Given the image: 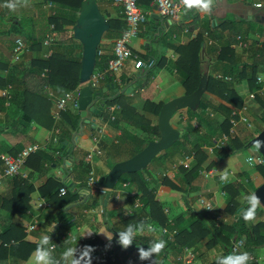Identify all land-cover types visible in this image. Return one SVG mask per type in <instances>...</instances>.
Returning a JSON list of instances; mask_svg holds the SVG:
<instances>
[{
  "label": "crops",
  "instance_id": "0c3cea01",
  "mask_svg": "<svg viewBox=\"0 0 264 264\" xmlns=\"http://www.w3.org/2000/svg\"><path fill=\"white\" fill-rule=\"evenodd\" d=\"M29 1H31V4H34L33 6L43 2V0H27L26 3H22L27 5L30 4L28 3ZM46 3L48 2H44L43 5H40L43 9L48 11L49 15L52 13V10L46 6ZM139 4L146 14V22L141 28L139 35L131 41L129 46L137 55H145L150 51L155 53L156 57L160 58V68L157 69L154 76L147 81H144V75H140L139 78L131 79V77H129L126 80H122L124 71L131 72L135 70L136 73H139L146 69H135L133 67L134 60L128 59L118 73L109 72L111 76L114 77L115 83L109 80L105 74L96 84V87H101L103 89L101 92L94 89V97H97L98 92V96L103 100H101L99 105H96L94 102V105L95 108L102 106L105 110L107 109L108 99L122 95L123 101L128 102L138 112L146 115L153 124H158L159 115L145 111V102L148 99L167 102L185 94V89L179 79L180 72L178 71L176 63L179 53L176 47L188 44L192 37L187 31L179 29V26L176 25L184 19L186 10L182 12L180 19L174 20L163 17L159 13L153 0H141ZM99 6L104 16L107 19L112 18L113 22H118L117 18L123 15L122 5L115 0H100ZM195 9L200 15V21L203 22L204 26H208V21L218 25L220 23L222 24L225 20H233L235 21L236 27L241 29L238 34L235 33L236 35H234V32L231 31L233 23L231 21L227 23L224 22L221 28L223 31L219 29L220 32L215 34L214 39H207L203 49V70L207 77L208 75L218 77L219 74L222 73L224 62H217L216 57L219 52L215 49L218 48L219 51L220 48L231 40V47L235 50L237 63L242 65L243 63L253 62L254 50L252 51V43L259 41V45L264 44V5L262 7H256L248 0H213V8L210 12H203L197 8ZM31 11L32 9H30L27 15L35 18L38 29L41 30L42 26L44 28L46 19L43 23H40L41 21L38 13L35 11L36 13L34 15L31 14ZM39 25H41V27ZM171 28L175 29V31L173 30L170 32ZM44 31H46V29ZM122 32L123 31L116 30L115 34L119 35ZM16 36L17 35H14V38ZM239 37L247 44V47L239 45ZM115 38L116 35H107L103 41L104 45L102 51H111ZM12 51V48L9 47L8 53L0 51V54L14 61ZM30 52L26 54L24 58L27 62L30 61V57L32 56ZM259 74H264V70L261 69ZM227 79H229V77H227ZM34 88L38 89L37 87ZM129 89H131L130 92L128 91ZM258 89L259 87L252 89L247 79H243L241 82L235 84L236 93L241 97L243 106H248L246 112L252 122L251 127L242 122L238 124V131L235 138L241 142L250 140L264 129V93L257 91ZM80 91L79 89L76 90L77 100L79 99ZM207 97L212 103L218 105L220 101L219 98L212 95H208ZM51 101L52 103L44 97L30 98L28 102L30 119L26 115L22 116L20 103L14 102L2 108L0 104V155L2 153L16 155L27 145L39 143L42 146L41 151H44L47 156L52 158L56 157L57 151L61 150V137L59 131V140H54L56 126L53 121V112L56 103L55 99ZM119 105L120 104L109 106L108 111L109 108L116 109V113L119 114L121 111L117 109L120 107ZM78 109L79 106L76 107L74 102L69 103L68 111L77 114ZM185 109L186 108L177 111L173 116L172 122L175 126L183 127L186 125L188 113ZM102 110L91 112L89 113V118L82 119L79 109L81 119L79 118L76 121L74 117L79 127L77 132H74L75 130L73 131L75 127L72 128L64 121L65 125L71 127V131H73L72 139L63 144L66 145L69 150L73 149L74 151V154L66 159V161L62 162L58 160L49 167L44 166L40 168L41 166L38 167L35 158H33L32 164H27L26 170L33 176L31 181L35 187L34 191H32L27 198L25 196V191H17L18 189L12 179H2L0 181V193L7 196V199H10L4 206H0V243L5 240V245H17L12 251L4 250L3 253L1 252L0 264H34L33 254L39 244L40 238L44 235H49L50 239H52L56 227L59 226L61 227V232L72 240V246L74 248L85 245V243L78 239L98 237L103 243L109 244L106 236L110 237L113 235L111 241V243L115 245V247H113V252H119V255H121V250L123 248L117 243L116 232L110 228V225L117 226L118 228L123 227L122 218L124 213H127L131 208L129 206V198L134 197L135 187L133 184L123 187L122 191L118 192L113 201L110 200L109 196L108 201L104 203V205L101 203V200L96 197V195H100L96 192L97 185L102 187L98 182L100 177L109 173L116 163V160H125L127 156V152L125 151H122L120 154L115 151L114 147L118 143L122 131L113 124L111 119L105 120L100 116V111ZM181 116L184 117V121L178 125L177 123ZM122 120L123 123H130V119L127 117ZM219 121H223L222 116L219 118ZM213 126L212 129L217 128V123ZM217 138L218 135H214L202 146L203 152L207 155V158L203 163V168L199 171L191 186H184L188 189L187 193H184V191L162 188L159 181H157L158 176L164 174L166 170H170L174 175H177V173H179L178 165L189 156L187 152L180 148L171 149L163 154V157L150 163V171L156 176V178L153 179V186L157 190V198L166 204L171 218H173V222L178 215H183L184 221L179 223V226H182V228L189 227L194 221L195 216H198L197 214L199 213L204 215L205 218H208L210 213L214 212L218 219L223 217L226 222L230 223L232 221V216L227 212L230 198L227 188L236 183L241 185L242 188L238 194L237 202L243 207V204L247 203L245 197L250 193H254L257 187L264 183V170L258 168V165L250 166L247 163L248 157L261 154L258 149H255V151L250 152L244 157V150L247 147L232 151L229 145L227 147V154L220 157L217 151L212 149L215 139ZM248 147H253V145ZM93 148H98L100 152H95L92 157H89ZM191 155V161H193L195 158L193 154ZM191 161L184 167L192 168ZM2 169L3 162L0 158V172ZM96 169L97 172H104L106 174L97 177L98 173H95ZM210 169L216 170L217 173L233 170L235 171L234 176L236 177L232 176L230 177L229 183H224L218 174L214 176L209 175L208 171ZM92 172L94 173L97 183L93 185L95 194L90 193L84 188L85 184H89ZM51 177H58L68 184L79 186L81 198L63 209V213H65L66 216L61 217L60 210L56 205L49 202L47 198L41 194L39 189L41 185H44ZM18 197L21 198V202L14 203V200ZM206 202L212 203L213 208L211 210L207 208ZM121 208L125 209L124 213L120 212ZM258 208L256 210L257 215L254 218L255 223L264 222V206L260 205ZM175 223L176 222H174V224ZM32 224H35L34 229L30 228ZM262 232L264 234V229ZM89 233L92 234L88 235ZM144 234L148 236L145 238L146 240L142 242L134 241L136 243L133 242L131 246L133 254L130 255L126 261L119 259L118 262L117 260V264H149L148 260H139L137 246H143L147 249L151 241L161 238L165 240V236L159 229H157L155 233L145 232ZM144 234L137 236L140 237ZM152 235H154V238H149V236ZM212 239L211 235L204 237L198 240L193 247H190L191 249L194 248L193 251L196 255V258L190 264H210L216 261L218 255L226 256V246L220 242L210 246L209 244L214 241ZM238 239H234L233 242L235 243ZM247 248L248 245L245 243L242 252H247L250 257L256 258V260L259 257L263 258L260 259V261L249 259L248 264H264V244L249 246V249ZM165 249H167L166 252L163 251V254L160 256L161 259L164 255H167L165 264H183V252L174 251L169 247ZM230 253H233V251L229 252V254ZM62 264H65V262Z\"/></svg>",
  "mask_w": 264,
  "mask_h": 264
},
{
  "label": "trees",
  "instance_id": "16d2710c",
  "mask_svg": "<svg viewBox=\"0 0 264 264\" xmlns=\"http://www.w3.org/2000/svg\"><path fill=\"white\" fill-rule=\"evenodd\" d=\"M43 1H52L55 4L53 9L56 13L49 14L47 16L44 28L42 26V31V29H38V24H36L34 17L29 15L18 17L12 10L4 7L9 0H0V20H5L7 22L6 25H8L7 27L0 25V37L8 36L9 39L7 38L5 41L13 50L15 44L14 35H21L26 38L31 53H34L28 62L25 61V56L19 61H12L7 56L0 54V88H5L9 85L12 86L9 98L0 95V104L2 105V108L14 102L20 103L22 116L26 115L29 119L31 118L28 109V102L30 98L44 97L52 103L51 100H53V98L49 95L50 89L56 95H61L67 91H76L77 89L81 90L83 87L81 84L83 47L81 41L74 37V25L77 22L84 0ZM97 2L99 5L100 0H97ZM140 2L141 0H139V3ZM185 10L186 15L184 19L176 25L179 26V29L187 31L192 38L188 44L176 47V50L179 53L176 63L178 71L180 72L179 79L185 89V94H191L197 89L201 77L205 74L203 70V49L207 39H214L215 34L220 32L219 29L222 30L221 28L223 27V23L230 22L231 20H225L222 24L220 23L218 25L208 21V26H204L203 22L200 21V15L197 13L195 8L191 10L185 8ZM107 20L110 23V29L105 32L99 46L101 53H98L97 55V64L95 68V71L100 72L106 71L109 68L111 60L115 58V42H113L111 51H102L104 38L107 35H116L114 40L116 41L127 28V18L124 11L123 15L117 18L118 22H113L112 18H108ZM231 22L233 23L231 31L234 32V35H236L239 31H241V29L236 27L235 21L232 20ZM52 24L55 25V32H58L59 35H56L53 53L49 57H44L43 41L45 35L47 34L45 32L50 30V26ZM45 29L46 31H44ZM69 29H71L70 33ZM116 30L123 32L117 35L115 34ZM173 30L175 31V29L171 28L170 32ZM11 37L12 39H10ZM231 43L232 40L220 48L219 51L218 48L215 49L219 52L216 60L217 62H224V69L218 77L208 75L207 90L201 99L199 107L196 110H192L190 108L185 109L188 113L186 125L183 127L176 126L181 132L179 140L171 148L166 149L153 159V161H156L158 158L163 157V154L167 153L169 150L179 148L187 152L190 157L192 156L191 154H193L195 158L193 161H191V158L188 161H191V169L179 164V173H177V175H174V173L170 170H166L164 174H160L157 181H159L162 188L184 191V193H187L188 189L184 186H191L199 171L203 168V163L207 158V155L203 152L202 146L205 145V143L208 142V140H210L214 135H218V137H220L224 133H229L231 128V119L234 116V112L239 111L243 106L241 97L236 93L235 84L241 82L243 79H247L251 84L252 89H256L260 86L257 81V76L261 69L264 70V44L259 45V41L253 42V62L239 65L235 57V50L231 47ZM139 57L145 61L153 59L155 63L153 66L146 68L139 73H136L135 70L131 72L124 71L122 80H126L129 77H131V79L139 78L140 75H144V81H147L152 78L155 71L160 68L161 61L160 58L156 57L155 53L150 51L145 55H139ZM130 59L134 60L133 67L136 69L135 64L137 60L134 58ZM106 77L115 83L114 77L111 76V73L106 72ZM227 77H229V79H227ZM89 84L96 91L101 92L103 89L101 87H96V84L93 82H89ZM33 86L38 89H35ZM208 95L219 98L220 101L218 105L212 103L207 97ZM164 103L165 101L163 100L154 101L148 99L145 102L144 110L159 115ZM116 104H120V107L117 108L121 110L119 114L116 113V109L112 111L111 108H109L108 111L109 106ZM77 112L78 113L76 114L75 112L68 111L67 108V110L62 113V117L59 121H55V119L53 120L55 126L60 129V153L57 154L56 157L54 156L55 158H52L47 156L44 151L40 150L29 157L27 164L31 165L33 158H35L38 167H49L52 163L57 162L58 160L62 162L66 161V159L70 158L74 154L73 149L69 150L68 147L63 144L72 139L74 130V132H77L79 129L76 124L77 119L80 118L79 109ZM100 116H102L105 120L111 119L113 124L121 129L122 133L114 149L119 154L122 151L127 152V156L125 157L126 159L137 154L150 141L157 140L161 137L159 124H153L152 121L146 117V115L138 112L128 102L123 101L122 95L116 98L108 99L107 109L100 111ZM221 116L223 117L222 122L219 121ZM74 117L76 121L74 120ZM125 117L130 119L129 124L122 122V119ZM64 121H66L72 128L75 127L73 131H71V127L65 125ZM183 121L184 117L181 116L177 124L180 125ZM215 123H217V128L212 129ZM250 140L241 142L234 138L226 147L216 149L217 154L220 157L227 154V147L229 145V148H231L232 151L248 147L250 146ZM119 161L120 159L116 160V163ZM258 168L264 170V165L258 164ZM95 173H98L97 177L106 174L104 172H97V169ZM32 178L33 176L29 174L27 178L15 176L6 177L4 179H12L18 189L17 191H25V196L27 198V196H29V194L35 189L34 184L31 181ZM154 178H156V176L150 171L149 165L141 171L122 175L115 188L106 191V194H110V200L113 201L118 194L117 190L122 188L123 183H126V181L133 184L135 187L134 197L129 198V206L131 207L129 211L124 213L125 209H120V212L124 213L122 218L123 227L118 228L117 226L110 225V228L114 232L123 230L128 224H136L140 221H144L146 224H152L156 229L161 231L163 227L170 224L171 214L168 212L169 209L166 207V204L157 198V190L153 186ZM63 186L67 187V192L64 195H61L60 189ZM84 188L90 193L95 194V188L93 185L87 183ZM100 188L101 187L97 185L96 192L100 195H96V197L97 199L99 198L101 203L104 205L105 202L102 200V192ZM241 188L242 187L239 183L232 184L227 188L230 194L228 201L229 208L227 212L232 216V221L230 223L226 222L223 217L218 219L214 212L210 213L208 218H205L204 215L199 213L197 214L198 216H195L194 221L189 227L182 228V226H179V223L184 221V218L183 215L180 214L174 221L176 222L175 228L178 229V233L175 237L170 239L167 235L163 234L165 236V240L167 241L165 248L169 247L174 251L183 252L184 247H193L198 240L210 235L214 241H212L209 245L211 246L219 242L222 243L227 248L226 255L232 251L234 245L233 240L236 238H245V243L248 245L247 249H249V246H259L264 244V234L262 232L264 229V222L255 223L254 219L246 222L240 215L241 209L249 207L247 203L243 204L244 206L241 207V204L237 202L238 194L240 193ZM39 189L41 194L46 197L49 202L56 205V207L60 210L61 217L66 216L65 213H63V209H65L66 206L80 200L81 198L79 186L68 184L58 177L49 178L48 181L44 185H41ZM9 200L10 199H7V196L0 193V206H4L5 203L9 202ZM18 202H21L20 197L14 200V203ZM138 202L139 205L136 206V203ZM153 236L154 235L149 236V238ZM146 237L148 236L145 234L140 237L136 236L134 241L142 242L143 240H146ZM78 240L85 243V245H91L95 248V251L91 254L92 264H117V260L118 262L119 259L126 261L129 256L133 254L132 247H129L128 249H122L121 255H119V252H113V247H115L113 243H111V247L106 248V245L108 244L103 243V241H101L98 237L88 239L83 238ZM5 242L6 241L3 240L0 243V256L4 250L12 251L17 247V245H5ZM50 245L55 246L52 253L57 264H62L64 262L63 253L67 248H74L72 246V240L61 232L60 226L56 227L55 234L51 239ZM166 250L167 249H164L163 251L166 252ZM163 251L158 255H154L152 261H149V264H152L153 261L155 264H165V258L167 255H164L160 259ZM240 253L243 252L241 251ZM210 264H216V261Z\"/></svg>",
  "mask_w": 264,
  "mask_h": 264
},
{
  "label": "built area",
  "instance_id": "2783aa9c",
  "mask_svg": "<svg viewBox=\"0 0 264 264\" xmlns=\"http://www.w3.org/2000/svg\"><path fill=\"white\" fill-rule=\"evenodd\" d=\"M115 1L121 4L123 7V11L127 18V28L124 30L122 35L119 38H117V40L115 41V45H114L115 58L111 60L109 68L104 72L94 71V73L92 74L90 82H93L95 84H97L104 77L106 72L118 73L121 70V68L124 66L125 62L130 58H134L137 60L135 64L136 68H149L153 66V64L155 63L153 59H150L149 61L142 60L139 57V55L134 53L129 46L131 41L139 35L141 28L146 22V14L141 9L139 0H115ZM248 1H251L256 7H262L264 5V0H248ZM153 2L155 3L159 13L163 17H168L170 19H174V20L180 19L182 12L185 10V7L181 4V0H153ZM46 6L52 10L51 14L56 13L55 10L52 9L55 6V4L52 1L46 3ZM55 38H56L55 25L52 24L50 26V30L45 35L43 41L44 57H49L53 53L54 51L53 43L55 41ZM238 43L242 47H247V44L241 40V37L238 38ZM29 52H30V47L26 38L21 35H17L15 37V44L12 51L13 60L19 61ZM98 53H101V51L99 50ZM262 76H264V74H259L257 76V81L258 84L260 85L257 91L264 93V81L259 79V77ZM11 88H12L11 85L5 88H0V95L9 98L11 95ZM49 95L50 97L55 99V103H56V107L53 112V117L55 121H59L61 119L62 113L67 110L70 102H74L76 107L79 106L78 100L76 98V91H67L61 95H56L50 89ZM247 109L248 106L244 105L239 111L234 112V116L231 119V128L229 133H224L223 135L215 139L214 145L212 146L213 150L222 149L223 147H226L228 143L236 137L238 131L237 126L239 123L242 122L248 125L249 127L252 126V122L246 112ZM111 110L113 111L114 109ZM55 131H56V135L54 136V140L58 141L59 140L58 133L60 129L56 127ZM41 149H42L41 144L33 143L21 149L16 155H12L10 153H2L0 155V158L4 164V168L3 171L0 172V181L6 177L19 176L22 178H27L29 176V173L26 170L27 161L32 154L40 151ZM95 152H100V150L98 148H93L91 153L89 154V157H92L93 153ZM59 153L60 151H57V154ZM191 157L187 156L180 164L185 166ZM247 163L250 166H255L258 164L264 165V156L262 154H259L257 156H250L247 159ZM226 172L228 173V178L227 180H222V181L224 183H229L230 177L235 175V171L228 170ZM91 174L92 175L90 177L89 184L90 185L97 184L96 179L94 177V173L92 172ZM208 174L211 176L218 174L221 177L222 172L217 173L216 170L210 169L208 171ZM129 184H130L129 182L123 183L122 188L118 189L117 191L121 192L123 187H126ZM100 189L103 194H105L107 191V189L103 187H101ZM66 192H67V187L66 186L61 187L60 194L64 195L66 194ZM138 205L139 202L136 203V206ZM206 206L209 210L213 208L211 202H206ZM30 228L34 229L35 224L30 225ZM162 233L164 235H167L170 239L174 238L175 235L178 233V229L175 228L173 218L170 219L169 225L162 228ZM244 244H245V238H239L234 243L232 251L237 254L240 253L242 251ZM50 247L52 251L55 249L54 245H50ZM195 258L196 255L193 249H191L190 247H185L182 253L183 264H190L194 261ZM250 259L256 260V258L253 257H250ZM260 259L263 258L259 257L257 258L256 261L258 260L260 261Z\"/></svg>",
  "mask_w": 264,
  "mask_h": 264
},
{
  "label": "water",
  "instance_id": "95a60500",
  "mask_svg": "<svg viewBox=\"0 0 264 264\" xmlns=\"http://www.w3.org/2000/svg\"><path fill=\"white\" fill-rule=\"evenodd\" d=\"M109 29L110 23L101 12L97 0H84L77 22L74 25V37L81 41L83 47L81 68V84L83 87L78 99L82 119L89 118V113L93 111L98 112V110L103 109L102 106H98V109L95 108L94 102L99 105L103 99L98 96V92L97 97H94V88L89 82L96 68L99 46L105 32ZM207 85L208 77L204 74L201 77L199 86L193 93L184 94L165 102L160 110L158 120L161 137L150 141L134 156L115 163L108 174L100 177L99 184L107 190L114 189L122 175L145 169L154 158L172 147L181 135L180 129L172 123L173 116L177 111L184 108L196 110L201 103L203 95L206 93ZM128 91L130 92L131 89ZM257 139L264 140V129L251 139L249 144L253 145ZM258 150L264 156V147ZM254 193L257 194L261 200V205L264 206V183L258 186ZM109 196V193H102V200L106 203Z\"/></svg>",
  "mask_w": 264,
  "mask_h": 264
},
{
  "label": "clouds",
  "instance_id": "9594fccd",
  "mask_svg": "<svg viewBox=\"0 0 264 264\" xmlns=\"http://www.w3.org/2000/svg\"><path fill=\"white\" fill-rule=\"evenodd\" d=\"M22 0H9L4 7L9 10L15 11L16 8L21 4ZM24 3L27 0H23ZM181 4L188 10L197 8L203 12H210L213 8V0H181ZM260 80L264 81V76L259 77ZM253 147L259 149L264 147V140L257 139ZM221 180H227L228 173L222 172ZM245 201L249 207L241 209L240 215L247 221H252L255 218L256 210L261 205V200L256 193H250L245 197ZM157 229L152 224H146L144 221H140L136 224H128L123 230L116 232L117 243L123 249H128L133 245L137 235L147 233H155ZM89 233L88 235H91ZM106 236V235H105ZM109 241L107 247H111L112 236H106ZM50 236L44 235L40 238L39 244L33 254L34 264H57L53 258L52 249L50 247ZM167 242L164 239L153 240L149 243L147 249L143 246H137L138 258L141 261H152L154 255L161 253ZM95 248L91 245H84L79 248L69 247L63 253V260L65 264H92V253ZM250 256L247 252L243 253H230L228 255H218L216 257V264H248ZM152 264H155L153 261Z\"/></svg>",
  "mask_w": 264,
  "mask_h": 264
},
{
  "label": "rangeland",
  "instance_id": "374dc122",
  "mask_svg": "<svg viewBox=\"0 0 264 264\" xmlns=\"http://www.w3.org/2000/svg\"><path fill=\"white\" fill-rule=\"evenodd\" d=\"M22 2H23V0H22ZM22 2L16 8V10L13 11V13L15 15H17L18 17L25 16V15L29 14L30 9H32L31 14H34L35 15V13L37 12L38 13V16L40 17V21H41L40 23H43L45 21L46 17L48 16V11L45 10V9H43V7L40 5V4L43 5L45 1H43L39 5L38 4L37 5L35 4V6H33L34 5L33 3L32 4L30 3L31 1H29L28 3H30V4H27V5L24 4V3H22ZM0 9H1V7H0ZM6 24H7V22L5 20H0V25H3L4 27H7L8 25H6ZM39 26L41 27V25H39ZM70 32H71V29H69V33ZM57 35H59L58 32H57ZM7 38L9 39L8 36H1L0 37V51H3V53H8L9 46H8L7 42L5 41ZM10 39H12V37ZM32 54H34V53H32ZM252 151H255V148L254 147H247V148H245V150H244V157L247 154H249L250 152H252Z\"/></svg>",
  "mask_w": 264,
  "mask_h": 264
}]
</instances>
